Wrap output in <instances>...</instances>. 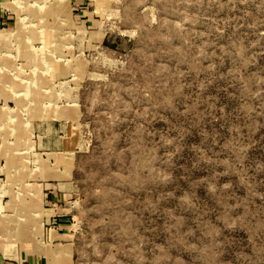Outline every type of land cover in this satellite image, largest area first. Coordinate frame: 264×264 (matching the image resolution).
Segmentation results:
<instances>
[{
	"label": "rangeland",
	"instance_id": "1",
	"mask_svg": "<svg viewBox=\"0 0 264 264\" xmlns=\"http://www.w3.org/2000/svg\"><path fill=\"white\" fill-rule=\"evenodd\" d=\"M30 246L264 264V0H0V264Z\"/></svg>",
	"mask_w": 264,
	"mask_h": 264
},
{
	"label": "crops",
	"instance_id": "2",
	"mask_svg": "<svg viewBox=\"0 0 264 264\" xmlns=\"http://www.w3.org/2000/svg\"><path fill=\"white\" fill-rule=\"evenodd\" d=\"M54 219V218H53ZM54 224H56V225H54V227L56 228V230H53V229H55V228H53V229H51L50 230V232H49V237L51 238V236H52V232L53 231H55V232H57V233H59L58 231V226L57 225H61V223H57L55 220H54ZM55 240V239H54ZM51 241H53V239H50V241L49 242H51ZM45 246H46V242H45ZM31 247V246H30ZM30 253L27 255V257H26V259H27V262H28V264H40L41 263V257L40 256H43L44 258H45V248H44V252L43 253H37V252H35V250L31 247L30 248V251H29Z\"/></svg>",
	"mask_w": 264,
	"mask_h": 264
},
{
	"label": "bare ground",
	"instance_id": "3",
	"mask_svg": "<svg viewBox=\"0 0 264 264\" xmlns=\"http://www.w3.org/2000/svg\"><path fill=\"white\" fill-rule=\"evenodd\" d=\"M17 33V32H16ZM15 35V34H14Z\"/></svg>",
	"mask_w": 264,
	"mask_h": 264
}]
</instances>
